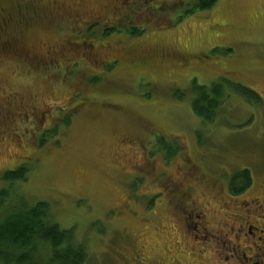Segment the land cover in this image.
Returning a JSON list of instances; mask_svg holds the SVG:
<instances>
[{"label": "rangeland", "instance_id": "374dc122", "mask_svg": "<svg viewBox=\"0 0 264 264\" xmlns=\"http://www.w3.org/2000/svg\"><path fill=\"white\" fill-rule=\"evenodd\" d=\"M196 5L0 0V191L47 202L87 264H213L224 182L264 168V0ZM221 79L259 102L230 94L200 120L193 87Z\"/></svg>", "mask_w": 264, "mask_h": 264}, {"label": "trees", "instance_id": "16d2710c", "mask_svg": "<svg viewBox=\"0 0 264 264\" xmlns=\"http://www.w3.org/2000/svg\"><path fill=\"white\" fill-rule=\"evenodd\" d=\"M216 1L197 0L194 8L208 10ZM114 30L106 29L104 35ZM223 80L210 87H193L191 110L200 120L213 122L218 109L230 94L245 100L254 96L253 103L259 102L253 91L230 84L225 87L221 84ZM67 121L64 119L65 125ZM54 135L53 129L46 130L39 143L42 145ZM156 150L168 160L179 148L164 146ZM29 171L28 165L21 164L16 170L5 172L3 180L10 186L25 183ZM28 203L22 195L11 197L7 191H0V264H87L90 255L85 242L76 236L75 228L61 229L52 219L47 202Z\"/></svg>", "mask_w": 264, "mask_h": 264}, {"label": "flooded vegetation", "instance_id": "af4514ba", "mask_svg": "<svg viewBox=\"0 0 264 264\" xmlns=\"http://www.w3.org/2000/svg\"><path fill=\"white\" fill-rule=\"evenodd\" d=\"M257 174L240 168L223 184L227 232L217 239L213 264H264V168Z\"/></svg>", "mask_w": 264, "mask_h": 264}]
</instances>
